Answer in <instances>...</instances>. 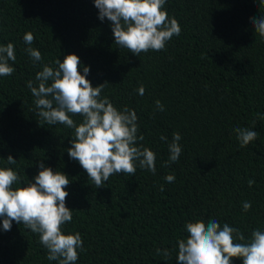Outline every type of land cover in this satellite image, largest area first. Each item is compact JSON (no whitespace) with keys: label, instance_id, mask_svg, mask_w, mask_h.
<instances>
[{"label":"trees","instance_id":"trees-1","mask_svg":"<svg viewBox=\"0 0 264 264\" xmlns=\"http://www.w3.org/2000/svg\"><path fill=\"white\" fill-rule=\"evenodd\" d=\"M164 10L178 21L180 35L165 50L137 57L114 43L111 22L98 19L93 0H0V45L11 42L16 53L9 61L14 73L0 77V167L16 171L22 184L38 174L39 163L69 177L66 207L73 218L63 232H79L84 247L75 264H176L175 251L166 259L156 249L176 248L187 237L185 223L197 219L228 223L246 238L264 230V119L252 123L256 113L264 115V40L252 26L264 6L259 0H166ZM27 32L40 62L25 52ZM68 54L80 58L81 74L89 67L93 87L109 83L101 95L118 110H135L142 143L156 153L155 174L137 168L135 176L113 175L96 188L67 154L74 130L35 115L26 82L35 84L37 71ZM238 126L257 132V139L240 147ZM174 132L181 134L182 152L163 167ZM9 155L16 164L7 163ZM169 174L174 182L165 181ZM244 201L252 205L247 212ZM46 255L38 234L23 224L13 221L7 232L0 226V264H58Z\"/></svg>","mask_w":264,"mask_h":264},{"label":"clouds","instance_id":"clouds-1","mask_svg":"<svg viewBox=\"0 0 264 264\" xmlns=\"http://www.w3.org/2000/svg\"><path fill=\"white\" fill-rule=\"evenodd\" d=\"M98 9V19L111 22L114 43L127 49L134 56L151 51H163L166 44L179 36L181 27L175 18H169L164 10L166 0H93ZM264 6V0H259ZM255 32L264 40V16L252 19ZM25 52L33 63L40 62L39 50L31 47L34 36L23 35ZM9 61H16L14 45H0V77L11 76L15 69ZM55 67L45 64L37 71L34 81L26 87L34 97L35 115L47 125H63L74 130L71 147L67 149L70 159L77 161L96 188L104 187L113 175L135 176L137 168L156 173V153L144 146L143 134L139 133L138 116L134 109L124 106L118 110L107 96H102L107 81L95 87L86 78L89 67L80 72V58L68 54L64 59H55ZM140 96L145 94L141 84L137 88ZM156 110L163 112L164 105L157 100ZM79 116L77 123L72 117ZM256 119L264 115L256 113ZM233 132L240 147L256 140L258 133L248 127H235ZM160 139L167 141L161 135ZM181 134L174 132L168 144L169 157L163 167L176 163L182 152ZM8 164H16L11 155ZM38 174L32 181L22 184V177L11 168L0 167V226L7 232L12 222L23 224L25 229L38 234L39 243L47 250L48 261L58 264H75L79 252L84 250L79 232L64 234L63 226L72 221V210L66 207L69 177L53 171L43 163L38 165ZM166 182H174L175 176H165ZM34 181V182H33ZM255 183L249 180L251 187ZM160 191H164L163 186ZM251 202L242 203L243 211L251 209ZM186 238L176 241L177 247L169 250L156 249L157 255L171 259L176 252V264H232L233 259L242 264H264V230H252L250 237L237 227L210 218L186 222Z\"/></svg>","mask_w":264,"mask_h":264}]
</instances>
